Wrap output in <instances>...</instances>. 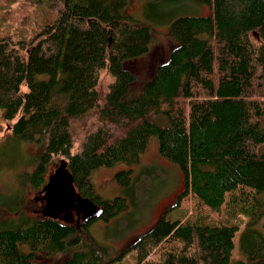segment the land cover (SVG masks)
<instances>
[{"label": "trees", "instance_id": "obj_1", "mask_svg": "<svg viewBox=\"0 0 264 264\" xmlns=\"http://www.w3.org/2000/svg\"><path fill=\"white\" fill-rule=\"evenodd\" d=\"M127 2L46 0L54 17L37 31L0 35V114L12 138L42 146L25 184L38 193L47 163L64 159L99 208L89 219L79 205L57 218L20 215L0 227V264L68 250L60 264H118L128 252L133 264H264V0H196L209 11L170 21L168 59L130 95L136 74L125 62L153 39ZM151 137L182 169L184 189L114 256L88 227L121 216L125 197L100 196L91 172L125 162L115 177L129 185ZM188 197L189 213L171 219Z\"/></svg>", "mask_w": 264, "mask_h": 264}, {"label": "rangeland", "instance_id": "obj_2", "mask_svg": "<svg viewBox=\"0 0 264 264\" xmlns=\"http://www.w3.org/2000/svg\"><path fill=\"white\" fill-rule=\"evenodd\" d=\"M45 1L0 0V35L26 39L30 33L37 31L41 24L54 17V11L48 8ZM208 11L209 7L206 4H200L196 0H128L124 13L132 16L139 24L149 25L153 39L145 54L125 62V65L136 74V80L130 85L129 95L132 91H139L155 67L168 59L174 45L169 34L170 21L180 15H202ZM149 119L157 121L155 115H149ZM0 123H2L0 130V227H2L8 222L19 220L20 215H39L34 211L39 204L34 199L37 192L34 187L25 184L26 181L21 175L30 172L36 165L42 146L40 143L19 142L12 138L2 112ZM160 123L163 124V121ZM58 162L47 163L45 178ZM129 167L125 162H119L110 167L101 166L91 172L94 190L100 196L125 197L127 206L122 210L121 216L109 221L96 219L88 227L95 240L108 246L114 256L127 248L141 233L151 228L164 214L163 211L178 200V195L184 189L182 169L159 154L155 137L150 138L145 151L141 154L140 163L132 166L134 171L130 184L123 185L117 181L115 175L120 169ZM190 206L189 197L181 198L170 214L171 219L183 218L189 213ZM261 229L264 230V225ZM69 254L70 250L54 256L37 252L35 258L42 264H60ZM117 262L133 264V253H126Z\"/></svg>", "mask_w": 264, "mask_h": 264}, {"label": "water", "instance_id": "obj_3", "mask_svg": "<svg viewBox=\"0 0 264 264\" xmlns=\"http://www.w3.org/2000/svg\"><path fill=\"white\" fill-rule=\"evenodd\" d=\"M40 193L43 200L40 212L43 216L57 218L75 205H79L85 219L99 213L98 206L92 200L82 197L76 191L73 176L64 159L48 174Z\"/></svg>", "mask_w": 264, "mask_h": 264}, {"label": "flooded vegetation", "instance_id": "obj_4", "mask_svg": "<svg viewBox=\"0 0 264 264\" xmlns=\"http://www.w3.org/2000/svg\"><path fill=\"white\" fill-rule=\"evenodd\" d=\"M34 199L36 202H38V208H36L34 211H40V208L42 206L43 200H42V193H40V191L38 193H36V195L34 196Z\"/></svg>", "mask_w": 264, "mask_h": 264}]
</instances>
